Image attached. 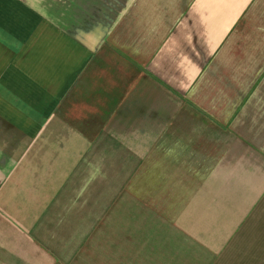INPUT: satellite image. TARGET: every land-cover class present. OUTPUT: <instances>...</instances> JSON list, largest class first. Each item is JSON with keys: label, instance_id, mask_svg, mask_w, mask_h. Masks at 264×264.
<instances>
[{"label": "crops", "instance_id": "obj_1", "mask_svg": "<svg viewBox=\"0 0 264 264\" xmlns=\"http://www.w3.org/2000/svg\"><path fill=\"white\" fill-rule=\"evenodd\" d=\"M0 264H264V0H0Z\"/></svg>", "mask_w": 264, "mask_h": 264}]
</instances>
